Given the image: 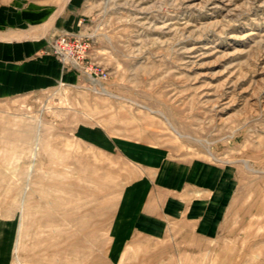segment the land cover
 Segmentation results:
<instances>
[{
    "label": "rangeland",
    "instance_id": "374dc122",
    "mask_svg": "<svg viewBox=\"0 0 264 264\" xmlns=\"http://www.w3.org/2000/svg\"><path fill=\"white\" fill-rule=\"evenodd\" d=\"M76 1L77 30L57 34L90 42L81 65L49 43L69 79L0 97V217L22 226L11 264H60L67 213L83 221L84 264H264V0ZM81 122L220 170L210 235L174 223L117 241L135 168L77 139Z\"/></svg>",
    "mask_w": 264,
    "mask_h": 264
},
{
    "label": "crops",
    "instance_id": "0c3cea01",
    "mask_svg": "<svg viewBox=\"0 0 264 264\" xmlns=\"http://www.w3.org/2000/svg\"><path fill=\"white\" fill-rule=\"evenodd\" d=\"M76 4V0L0 2V97L69 79L71 73L50 54L49 43L57 29L77 30V13L70 8ZM74 135L101 150L122 152L135 168L116 213L117 241L163 235L174 223H183L192 234L210 235L215 186L223 177L220 170L214 174L211 167L207 171L205 165L176 156L163 144L112 135L98 124L81 122ZM15 224L0 217V264H11Z\"/></svg>",
    "mask_w": 264,
    "mask_h": 264
},
{
    "label": "bare ground",
    "instance_id": "6f19581e",
    "mask_svg": "<svg viewBox=\"0 0 264 264\" xmlns=\"http://www.w3.org/2000/svg\"><path fill=\"white\" fill-rule=\"evenodd\" d=\"M206 29V28H205ZM204 31V30H203ZM240 36V35H239ZM78 65H81L79 62H75ZM101 92V91H100ZM102 93H106L109 95H115L112 92H110L108 89L103 88ZM149 108V107H148ZM150 109V108H149ZM154 112V110L150 109ZM42 122V121H40ZM168 124L177 132L179 133L176 128L172 125V123L168 120ZM40 137V135H39ZM39 139V138H38ZM138 165V164H137ZM139 166V165H138ZM137 166V167H138ZM32 167V165L30 166ZM31 169V168H30ZM72 170V169H71ZM258 171V170H257ZM128 172V171H127ZM48 174V172L46 173ZM30 181V180H29ZM28 181V182H29ZM137 181V180H136ZM26 192V191H25ZM253 193V192H251ZM252 195V194H251ZM148 196V195H147ZM40 197V196H39ZM250 197V196H249ZM252 197V196H251ZM24 201V200H23ZM51 201V200H50ZM159 202V201H158ZM246 203V202H245ZM255 204V202H254ZM24 205V204H23ZM246 205V204H245ZM20 208V207H19ZM53 208V207H52ZM20 210V209H19ZM55 211V210H54ZM239 212V211H238ZM247 212V211H246ZM237 213V212H236ZM59 214V213H58ZM240 214V213H239ZM68 215V216H67ZM67 215H64L62 217L63 221L67 224L66 228L61 227L56 235L55 242L51 244V249L58 252L60 264H84V242H85V234L83 233V221L73 214L72 217L73 220H77L76 223L73 226L71 223V215L67 213ZM46 216L51 220L55 221V214L53 212H47ZM168 216V215H167ZM239 216V215H237ZM236 216V217H237ZM24 222V221H22ZM21 224V223H20ZM17 228V236L12 240L13 244V251L18 248V242H19V230L22 226H17V223L15 224ZM23 225V224H22ZM237 227V226H236ZM11 230V229H10ZM56 230V228H55ZM243 231V230H242ZM151 235V234H150ZM153 236V235H152ZM22 237V236H21ZM21 239V238H20ZM19 250V249H18ZM17 252V251H16ZM15 253V252H14ZM87 257V256H86ZM85 257V258H86Z\"/></svg>",
    "mask_w": 264,
    "mask_h": 264
},
{
    "label": "built area",
    "instance_id": "2783aa9c",
    "mask_svg": "<svg viewBox=\"0 0 264 264\" xmlns=\"http://www.w3.org/2000/svg\"><path fill=\"white\" fill-rule=\"evenodd\" d=\"M90 42L77 34L59 33L50 40V46L64 63L79 62L84 58Z\"/></svg>",
    "mask_w": 264,
    "mask_h": 264
}]
</instances>
